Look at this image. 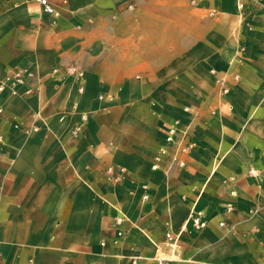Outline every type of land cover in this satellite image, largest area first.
Listing matches in <instances>:
<instances>
[{"label": "crops", "instance_id": "0c3cea01", "mask_svg": "<svg viewBox=\"0 0 264 264\" xmlns=\"http://www.w3.org/2000/svg\"><path fill=\"white\" fill-rule=\"evenodd\" d=\"M47 2L0 0V82L36 77L0 92V264H264V0Z\"/></svg>", "mask_w": 264, "mask_h": 264}, {"label": "built area", "instance_id": "2783aa9c", "mask_svg": "<svg viewBox=\"0 0 264 264\" xmlns=\"http://www.w3.org/2000/svg\"><path fill=\"white\" fill-rule=\"evenodd\" d=\"M42 12L44 14L54 15L56 16L57 13L53 9L52 6L49 5L47 0H38ZM128 9L131 8L130 5L127 6ZM215 11H210L208 13L209 16H213ZM65 74L71 75L75 78L81 79L84 76L83 71L77 67L75 64H69L65 67ZM233 79L235 81L238 80V76L234 75ZM31 82L36 83V77L34 74L27 70H17L13 73L7 74L0 82V92H2L5 88H8L12 93H15V88L18 85H27L28 88L25 90L27 94L32 92V89L29 87ZM222 84V82H220ZM78 91L81 92L82 88L79 87ZM228 91V88L223 84L221 88V94L224 95ZM101 98V97H100ZM108 100H112V97L107 96ZM2 110L0 109V113ZM62 116V115H61ZM15 128H18V125H15ZM80 125H74L71 129V134L76 135L80 131ZM37 131V127H29L24 129L25 133L35 132ZM187 131L180 127L178 121H174L171 125H169L165 130V143L166 147H163L159 150V155L165 156L167 159V164L169 168H176V169H184L186 166L185 157L191 153L193 148V143L186 141ZM1 141V137H0ZM167 147H170L172 150L171 152L168 150ZM152 168H156V164L152 165ZM253 172V171H251ZM104 173L106 176L107 182L113 186L120 184L124 179L125 169L123 167H114V166H107L104 169ZM144 189V193L142 195V199L146 201L148 199L147 194V187L142 186ZM232 194H234L232 192ZM232 206L230 204L226 205V210L230 211ZM126 219L123 216H117L113 218V223L115 225H121ZM187 223L193 230H200L206 227L207 221L204 219V215L201 211L192 210L189 214ZM220 226H224L223 223H219ZM117 235H122L121 231H118ZM168 243L172 249H175V241L176 236L169 235L167 237ZM158 264H170L171 260L165 259L161 256L157 257Z\"/></svg>", "mask_w": 264, "mask_h": 264}]
</instances>
